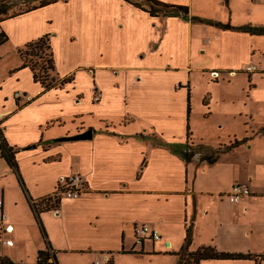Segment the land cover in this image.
Listing matches in <instances>:
<instances>
[{
  "label": "crops",
  "instance_id": "obj_1",
  "mask_svg": "<svg viewBox=\"0 0 264 264\" xmlns=\"http://www.w3.org/2000/svg\"><path fill=\"white\" fill-rule=\"evenodd\" d=\"M159 1L187 6L188 13L185 17L154 16L125 0H57L0 22V30L9 36L6 43L16 49L47 34L56 76L61 79L73 75L72 82L44 91L34 83L28 67L19 68L20 60L8 67V78L0 76V128L7 143L17 149L18 170L8 166L16 174L18 183L21 178L26 189L25 193L19 183L21 190L15 200L13 189L18 188H0L3 200L0 221L13 228L6 238L14 242L12 246L0 242V255L16 262L33 263L37 252L48 242L55 252L95 255L91 264H105L108 256L115 264L114 259L119 260L117 256L135 255L120 253L121 250L142 249L144 253L162 255L165 251L179 250L188 226L192 236L189 250L213 245L220 251L264 254V120L254 124L255 119L250 122L244 119L242 132L226 129L225 142L219 137L222 143L245 139L238 146L217 153L214 161L208 162L206 157L212 155L213 149L210 155L202 154L198 158L194 157L195 153L184 156L192 152L191 146H197L191 144L196 141L192 140L188 119H146L147 126L142 130H138L140 124L130 116L97 119L96 126H86L83 119H76L92 113V109L85 108L84 96L74 91L75 72L86 70L83 78L91 79L88 94L97 106L116 104L122 99L128 101L130 92L121 90L125 81L142 82L152 74L166 71L180 70L184 74V79L171 86L174 92L184 91L187 97L190 80L185 72L191 71L192 46L197 39L200 43L199 38L205 32L199 24L212 26L192 17L235 26L264 25V0H218L216 8L225 17L217 19L193 12L187 0ZM233 11H237L236 15ZM254 16L261 20H251ZM213 27L206 46L217 48L218 56L227 55L239 62L235 65L222 62L210 70L239 69L245 62H251L254 54L264 52V35ZM76 40L89 45L94 59L100 62L62 69L58 58L69 63L73 50L61 53V49L71 47ZM197 49L204 54L203 45ZM1 55L0 50V58ZM262 58L260 61L264 64ZM198 69L206 70L202 66ZM27 75L32 87L25 84ZM126 75L130 80L122 78ZM251 76L252 86L264 73ZM8 80H15L18 86ZM147 86L149 91L143 99H156L158 83L149 80ZM17 91L22 93V101L16 96ZM94 91L100 93L96 101ZM14 115L17 116L13 119ZM87 129L92 130L89 139L51 142ZM184 145L189 148L184 149ZM207 146L216 147V144ZM76 174L84 178L86 191L78 198L61 195L55 210L39 214L45 231V236L41 233L44 244L32 249L21 228L22 215L38 225L31 199L53 193L62 187V178ZM234 183H243L250 191L237 203L227 199ZM253 207L259 212L252 213ZM138 224L156 229L160 239L147 242L149 246L147 240L137 242L133 227ZM16 230L18 238H24L26 248L19 258L7 251V247L18 245L15 238L8 236ZM210 261L253 260L207 259L199 264Z\"/></svg>",
  "mask_w": 264,
  "mask_h": 264
},
{
  "label": "rangeland",
  "instance_id": "obj_2",
  "mask_svg": "<svg viewBox=\"0 0 264 264\" xmlns=\"http://www.w3.org/2000/svg\"><path fill=\"white\" fill-rule=\"evenodd\" d=\"M217 1L218 0H187V4L191 5V10L193 12H199L201 14H205L208 17L210 16L211 18L215 17L216 19L218 17L224 18L225 15L220 12L218 8H216ZM28 4L29 3H20L15 8H24ZM233 12L234 15H236L237 11ZM235 20L240 22L239 20L241 19L236 18ZM251 20L257 21L261 19L254 16ZM199 25H203L202 29L205 32L199 38L200 43H198L197 39L192 46L193 52L191 71L188 74L184 71L185 75H188V79L190 80L188 92L190 111L188 114V121L190 129L192 131V140L196 141L195 144L191 142L189 143L197 145L191 146V148H193L191 154L195 153V158H198L202 154L210 155L213 149L214 151H212V155L210 156L211 158L213 155H215V148H223V146L232 141L229 140L228 143H222V141L219 140L220 137L221 139H223V142H225L224 138H226V135L228 134L226 129L232 128L235 131L242 132L240 130H242V128L244 127V125L242 124V121L244 119L248 120V122H250V119H255L254 124L263 122L264 77L257 78L254 82L255 85L251 86L250 84L252 83L251 75L253 73H256V75L258 76H263L264 72L261 70H263L262 68H264V64L260 60L263 59L262 57L264 56V52L257 53V55L260 54L259 58L256 54H254L252 61L245 62L242 68L229 69L228 71L225 70L226 72L218 69L210 70V68H216V66H218L222 62H226L230 65H235L238 64L239 61H234L232 57L229 58L227 57V55H225V57L224 55L218 56V54L220 53L217 48H212V45L206 46L208 44H206L205 42H207L208 38H210L212 35L209 31L214 29V27L213 25ZM36 45L30 46L27 49L23 48L22 50L23 52L27 51L26 54H24L27 62L33 65L38 73L42 74L43 70L41 69V67L48 51L46 52V49H38ZM200 45H203L205 47L204 54L198 53L197 48ZM0 50L2 53L0 58V76L8 78V75H10L8 67L12 63L20 62V59L18 57V49L14 48L11 43H5L0 46ZM72 50L73 57L71 58L69 63L68 61H65L64 58H58L60 67L64 70L73 65H85L100 62L99 60L96 61L94 59V55L91 51L90 46L86 45V43L83 44L82 40H76V42L71 47H63L61 49V53L65 51L69 53V51ZM200 66H202V68L206 70L202 72L201 69H198ZM248 66L252 67V70H246ZM21 73L26 74V71H22ZM85 73H87L86 70H79L75 72L74 91L76 93H79V95L82 94L84 96L83 104H86L87 106L85 108L92 109V113H85L82 116L76 117V119H83L84 125L86 126L89 124L93 126L98 125L99 122L97 121V119L114 120L122 119L124 116H130L140 124V126L137 127L139 128L138 130H142L143 127L147 126L146 119H187L186 105L188 101L186 100V93L184 91L183 93L182 91L174 92V88L171 86V83H174L175 81L178 82L184 79V74L182 75V72L180 70L152 74L146 79L144 78L142 82L136 81L134 83H131L127 80H130V76H123L122 78L124 80L126 79L128 82L125 81L123 86L124 88H122L121 90H127L130 92L128 101L124 102V99H122L119 103L116 104H100L98 106L97 104H95V102H92V98H90L88 94V80L90 81L91 79L89 77L84 79L83 75ZM10 77H12V75ZM135 78L136 76H134V81ZM148 78L149 80H151V82H155L156 84L158 83L157 87L159 90L158 97H156V99H154L153 97H149L145 100L143 99L145 93L149 91L147 90L149 89V86L146 87V85L149 84ZM20 80H23L24 82V79ZM8 81L12 83L13 86H18L15 80ZM34 83L42 87L39 82L34 81ZM25 84L28 87H32L33 85L28 75L27 79L25 80ZM98 93L99 91L93 92L94 101H96L95 97ZM22 100L23 99L21 97L20 101ZM16 116L17 115H14L12 118L14 119ZM208 143L212 145L216 144V147L209 148L207 146ZM198 144H203V146ZM3 167L5 168L4 171ZM7 186L18 188L13 189V196L15 197V200H17V197H19L18 191L20 189L18 178L14 171L0 156V188H6ZM55 192L56 191H54L53 193ZM258 212L259 209L253 207L252 213ZM51 227H53V225ZM21 228L24 231L25 238L29 239L32 249L38 246V248H41V244L43 246V237L35 221L33 223L24 215H22ZM8 236H11L12 239L15 238L18 245L17 247L12 248L7 246L5 247H7V251L13 254V256L19 258V254H22V252H24L26 249L24 247L25 245H23L22 242V239L24 238H18L17 230L11 235L8 234ZM59 239H62V237ZM147 242L149 243L150 241L147 240L146 243ZM148 243L146 244L147 246H149ZM163 243L164 242H160V244L162 245ZM19 251H21V253ZM27 254H30V256H32L31 251H28ZM55 257L57 264H91L93 259L95 258V255L90 253L56 250ZM108 258L109 256L107 257V259ZM117 258L119 260L116 262L114 259L115 264H180L179 258L175 254H135L128 256L121 255L117 256ZM202 264H264V260H260L257 262L236 261L229 263L221 261H210L207 263L203 262Z\"/></svg>",
  "mask_w": 264,
  "mask_h": 264
},
{
  "label": "trees",
  "instance_id": "obj_3",
  "mask_svg": "<svg viewBox=\"0 0 264 264\" xmlns=\"http://www.w3.org/2000/svg\"><path fill=\"white\" fill-rule=\"evenodd\" d=\"M32 1V3H31ZM128 1L135 6L142 8L143 10L148 11L151 15H162V16H179L182 15V17H185L188 13L187 6L183 5H176L171 3H165L159 0H125ZM227 2V0H224ZM57 0H0V22H2L5 19L16 17L20 14L44 7L46 5H49L51 3H55ZM20 3H29L24 8H18L16 9L18 4ZM193 20L205 22L208 24H211L213 26H216L222 30H233V31H240L245 32L250 35H264V25H255L246 23L243 25H232L229 22L223 23L220 21L215 20H206L199 17H192ZM9 40L8 34L1 29L0 30V46L6 43ZM49 39L48 35H43L39 37L38 39L34 41L26 42L22 47L18 48V56L21 60V65L19 68L28 67L32 72L33 80L36 82H39L43 90H49L52 88H58L63 86L66 83H70L73 81V75H68L63 78H58L55 74V67H54V61L52 58V51L49 45ZM38 44V45H36ZM36 45L38 49H46V58L43 61V65L41 67L42 74L38 73L33 65L29 64L26 60V57L24 54H26L27 51L23 52V48H29L30 46ZM187 106H186V112H187V119L188 114L190 111V105H189V93L187 94ZM29 102V101H27ZM190 133L188 124L186 125V136L188 137ZM237 140L233 139L231 142H229L227 145L223 146V148L217 149L215 155H213L211 158L206 157L208 162L214 161V159L217 157V153H221L223 151H228L236 146H238L243 140ZM56 141V139H53L51 142ZM203 146V144H198ZM189 145H184L183 148H189ZM17 149L13 146H10L7 141L3 137V132L0 128V156L5 159V161L8 163V165L14 169L18 170V163L16 159ZM189 155H191V152H187L184 156L187 158ZM19 183L24 192L26 193V189L24 187L23 181L19 177ZM60 195L56 193H51L49 195H46L44 197H41L36 200L30 201L31 208L35 214L36 220L38 222L39 229L41 233L45 236V231L43 229V226L41 225L39 214L44 211L49 210H55L58 207V203L60 200ZM191 229L190 226L186 227L185 229V236L183 240V244L180 247L179 250L171 252V251H165L163 254H175L179 258L180 264H199L202 260L207 259H220V260H236V259H247V260H253L254 262L264 260V254H251V253H240V252H229V251H220L213 245H203L199 246L195 250H189V246L191 243ZM120 253H127V254H159V253H144L142 249L136 251V250H127L123 251L121 250ZM0 264H57L56 257H55V251L51 248V246L48 244V242L45 243V248L42 250H39L37 252L36 260L33 263H27V262H16L12 260L8 256L0 255ZM105 264H112V257L110 256Z\"/></svg>",
  "mask_w": 264,
  "mask_h": 264
},
{
  "label": "built area",
  "instance_id": "obj_4",
  "mask_svg": "<svg viewBox=\"0 0 264 264\" xmlns=\"http://www.w3.org/2000/svg\"><path fill=\"white\" fill-rule=\"evenodd\" d=\"M246 70H252V67L248 66ZM16 96L19 98L22 96V93L19 91L16 92ZM100 98V93L95 97L96 100ZM61 188L56 190V194L64 195L68 198H78L86 191V182L84 178L79 175H70L66 178L61 179ZM250 194L249 188L243 183H234L230 189V192L227 194V199L232 203H237L243 196ZM3 207V200L0 199V210ZM13 231V228L9 225H5L4 222L0 221V241L4 244L12 246L14 242L6 238V234ZM133 235L137 242H142L143 240H149L155 242L160 239L159 232L149 227L146 224H138L133 227Z\"/></svg>",
  "mask_w": 264,
  "mask_h": 264
},
{
  "label": "water",
  "instance_id": "obj_5",
  "mask_svg": "<svg viewBox=\"0 0 264 264\" xmlns=\"http://www.w3.org/2000/svg\"><path fill=\"white\" fill-rule=\"evenodd\" d=\"M92 136V130L87 129L81 133H77L72 136H66V137H59L56 139V141H63V140H78V139H89Z\"/></svg>",
  "mask_w": 264,
  "mask_h": 264
}]
</instances>
